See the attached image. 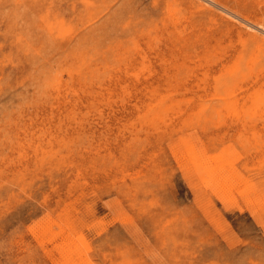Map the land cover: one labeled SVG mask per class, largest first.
Instances as JSON below:
<instances>
[{
  "label": "rangeland",
  "instance_id": "rangeland-1",
  "mask_svg": "<svg viewBox=\"0 0 264 264\" xmlns=\"http://www.w3.org/2000/svg\"><path fill=\"white\" fill-rule=\"evenodd\" d=\"M252 22L264 0H0V264H264Z\"/></svg>",
  "mask_w": 264,
  "mask_h": 264
},
{
  "label": "bare ground",
  "instance_id": "bare-ground-1",
  "mask_svg": "<svg viewBox=\"0 0 264 264\" xmlns=\"http://www.w3.org/2000/svg\"><path fill=\"white\" fill-rule=\"evenodd\" d=\"M249 22V20H248ZM251 23V22H250ZM253 25L255 24L256 26H261L263 29H264V25L262 23H254L252 22ZM254 25V26H255ZM249 26V25H248ZM254 30V29H253ZM257 31V30H256ZM260 32V31H259ZM247 33V32H246ZM247 40H250L251 42H254V43H259V44H264V38L263 37H260L258 36V34H254V33H248V37H247ZM44 222V221H43ZM40 223V222H39Z\"/></svg>",
  "mask_w": 264,
  "mask_h": 264
}]
</instances>
